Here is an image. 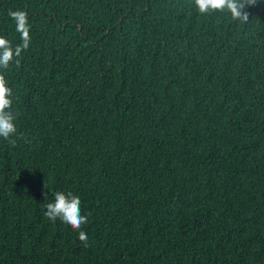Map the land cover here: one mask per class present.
<instances>
[{
  "label": "trees",
  "instance_id": "1",
  "mask_svg": "<svg viewBox=\"0 0 264 264\" xmlns=\"http://www.w3.org/2000/svg\"><path fill=\"white\" fill-rule=\"evenodd\" d=\"M15 11L0 264H264V0L244 24L192 0H0L13 45ZM57 191L87 247L44 215Z\"/></svg>",
  "mask_w": 264,
  "mask_h": 264
},
{
  "label": "clouds",
  "instance_id": "2",
  "mask_svg": "<svg viewBox=\"0 0 264 264\" xmlns=\"http://www.w3.org/2000/svg\"><path fill=\"white\" fill-rule=\"evenodd\" d=\"M196 12L201 16L221 14L229 16L241 24L247 23L252 14L251 9L257 6L259 0H192ZM15 22V31L20 35L21 43H13L4 35H0V138L9 141L15 146L17 134L16 119L12 111L13 90L6 79V72L15 62L20 64L22 53L27 51L31 44V28L27 13L15 11L10 13ZM45 194L44 201L47 199ZM44 215L52 222L57 220L77 232L78 239L88 246V236L83 226L88 223V216L81 214V199L72 192L57 191L51 202L42 203Z\"/></svg>",
  "mask_w": 264,
  "mask_h": 264
}]
</instances>
